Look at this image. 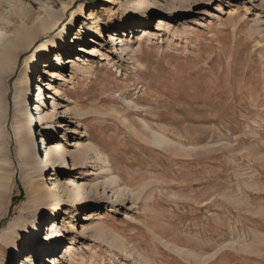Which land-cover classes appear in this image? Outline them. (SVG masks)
<instances>
[{"label":"rangeland","instance_id":"1","mask_svg":"<svg viewBox=\"0 0 264 264\" xmlns=\"http://www.w3.org/2000/svg\"><path fill=\"white\" fill-rule=\"evenodd\" d=\"M40 14L59 25L41 32ZM0 24L6 38L29 32L2 71L10 76L0 119V236L27 214L34 189L45 194L51 178L67 184L72 176L89 198L84 209L64 197L57 212L49 199L25 217H58L59 264H264V0H147L141 10L136 0H0ZM69 24L67 49L32 61ZM33 38L37 48L27 46ZM28 63L38 69L26 77L30 109L41 79L57 87L49 136L67 135L69 169L40 175L35 163L21 166L17 137L31 129L15 90ZM153 131L171 142L158 144ZM36 148L45 155L40 139ZM83 150L88 157L74 165ZM19 253L6 246L0 260Z\"/></svg>","mask_w":264,"mask_h":264},{"label":"bare ground","instance_id":"2","mask_svg":"<svg viewBox=\"0 0 264 264\" xmlns=\"http://www.w3.org/2000/svg\"><path fill=\"white\" fill-rule=\"evenodd\" d=\"M111 0H106V2H110ZM147 3V0H136V7L137 10H141L144 7V4ZM44 7V4H43ZM41 13H44V11H41ZM45 14V13H44ZM41 15L42 19L40 20L39 26L41 29V32L44 29H50L54 25H59L60 20H51L50 18H45V15ZM145 15V14H143ZM39 17V16H38ZM164 23V22H163ZM124 25V24H122ZM133 24L128 25L127 27H131ZM142 25V24H141ZM70 24L67 27L68 30L66 32V29H63L61 31L62 35H59L56 40L48 43H43V48L36 53L32 59V61L37 60H44L46 57L49 56L50 51L53 50H61V49H67L66 47L69 46L71 43L69 42L70 39L67 37L68 31L70 29ZM5 26L0 24V102L2 103V108H0V119L2 117H6V109L8 107V102L4 98L5 91L4 88L6 86V78L10 76V73L5 75L4 68L11 67L12 65V58L14 54L10 52V49L13 48L16 45H22V43L26 42L29 36L28 30H19L13 34V37L6 38V31H4ZM120 30H124L123 27H119ZM84 30V28H83ZM89 32L91 31L88 29ZM114 31H117V29H112ZM120 33V32H119ZM143 35H147L146 29H143L141 32ZM120 38V37H119ZM38 38H33L30 40L28 47L37 48L38 43L36 42ZM110 40V39H109ZM118 37H115V34L112 32L111 34V41L115 42V46L119 45L118 43ZM36 42V43H35ZM120 42V41H119ZM96 48V47H95ZM70 49V48H69ZM79 51H85L88 52L83 46L79 47ZM92 50V49H91ZM95 51V50H94ZM126 51V48L122 47V54ZM91 51L89 50V53ZM96 53V52H95ZM99 52H97L98 54ZM2 54L4 55L2 57ZM99 55V54H98ZM78 58V57H77ZM80 59V58H79ZM55 61L62 62V58L60 55H57L55 57ZM76 57H70L66 59L65 62L69 63H76ZM84 61V60H82ZM47 65V62L44 63ZM52 65V63H50ZM49 67V66H48ZM78 70H85L86 67L82 64H79L77 66ZM32 70L37 71L35 65L28 63L27 67L25 68V71L23 72L19 85L16 86V109L21 116V118L24 120L25 126H29L31 131L29 133H24L22 135L18 134L17 141L20 146V161L21 166L23 168H27L30 165H37V171L41 175L43 171H47L48 169H55L56 166L62 165V168L69 169L71 168L70 164L67 163L66 156H67V148L65 141L68 139L67 135H62L61 138H57L54 142H50L52 139H55L54 136H49V132L53 131L54 129V122L52 119H54V114L50 112L48 109L49 103L48 99H52L55 96L54 94L57 93V87L54 83V81L44 82L43 79H41L37 84L38 88V94L36 95V99L34 103H31L32 105H35V108L30 109L28 105L29 101V91H31L29 86V80L26 79L29 75V79L32 78ZM37 73V72H36ZM38 74V73H37ZM58 76L57 72H54L52 74V79L54 77ZM57 78V77H56ZM45 87V89L43 88ZM46 90H51L52 92H46ZM4 92V93H3ZM53 93V94H52ZM32 98V97H31ZM34 101V99H33ZM52 104L55 105V101L52 102ZM54 107V106H53ZM38 110V112H35V110ZM35 112V113H33ZM54 112V111H53ZM36 115H38L37 123L35 124V137H34V122H36L34 119L37 118ZM216 120V119H215ZM34 121V122H33ZM23 125V124H22ZM46 125V127H44ZM60 127L61 125L58 124ZM153 137L156 140L158 144H163V142H171L170 139H168L167 135L158 133L157 131H153ZM46 139L47 141V149L45 155L41 153V149L39 150L36 148L37 140ZM92 148V147H91ZM85 149V148H84ZM87 150V148H86ZM83 150L81 152L75 153L73 155V162L74 165L81 163L86 157H88L89 153H86ZM90 150V149H89ZM116 150V149H115ZM120 154H117L120 152ZM121 150H116V158H122V152ZM132 161H136V156L132 155ZM101 159V158H100ZM110 169H108L109 171ZM54 180L52 182V187L47 188V192L43 194L42 188H36L32 191L33 199L30 200L28 203V213H34L39 214V212L44 211L45 205H47V201L51 199V203L49 204V209L55 210L58 212V209L60 208V204L65 201L64 197H67L70 199L71 204L75 206L77 209H84L87 201L89 200L88 196L86 195V192L84 191L83 185L77 183L72 176L67 177V184H60L57 183V181L54 178H51ZM113 182L117 183L119 180L118 176H115L112 178ZM72 186H74L72 188ZM121 192H125L126 190L124 188H120ZM48 198V199H46ZM79 212H77V215ZM27 214H21L19 216H16L13 220H10L7 225L4 226L5 233H3L0 238L3 241V243L6 246L12 247L16 252H20L19 255H17L12 261L7 260H0V264H24L28 263L32 257H36V255L40 256L39 263L40 264H59V261L57 259V252L54 251L55 245H60L63 241L62 235L64 236V231L61 230L60 226L59 231L57 230V227L55 231L50 235L51 239H48L49 235L48 231L47 233H43L42 225L46 226H56L55 223L58 221V217L54 214V212H50L47 216L41 215L38 219L35 221L26 220L25 217ZM75 226V225H74ZM63 231V232H62ZM30 234V237L27 238V234ZM19 240L23 242L24 244V250L20 249V246H18ZM0 243V250H5V245ZM235 246V245H234ZM23 251V252H22ZM28 257V258H27ZM38 258V257H37Z\"/></svg>","mask_w":264,"mask_h":264},{"label":"built area","instance_id":"3","mask_svg":"<svg viewBox=\"0 0 264 264\" xmlns=\"http://www.w3.org/2000/svg\"><path fill=\"white\" fill-rule=\"evenodd\" d=\"M35 108V107H34ZM36 111L38 112V110L36 109Z\"/></svg>","mask_w":264,"mask_h":264}]
</instances>
